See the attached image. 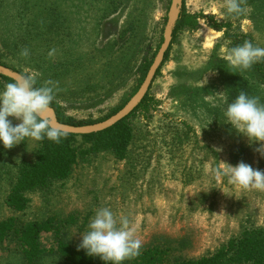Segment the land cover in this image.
<instances>
[{"label":"rangeland","instance_id":"rangeland-1","mask_svg":"<svg viewBox=\"0 0 264 264\" xmlns=\"http://www.w3.org/2000/svg\"><path fill=\"white\" fill-rule=\"evenodd\" d=\"M54 1H64L67 7L69 3L79 5L83 1L92 4L84 13L72 8L76 13L66 16L70 18L66 26L76 27L73 40L79 52L70 48L69 56L74 59H65L55 50L45 52V66L50 62L49 68L54 65L53 72H57V80L52 82L59 93L58 100L64 113L77 120L107 119L114 109L135 95L139 66L157 55L164 41L171 3ZM262 1L243 0L245 12L240 16L226 13V0H185V5L192 13L230 22L235 31L251 34L257 46L264 48ZM12 2L20 10H12ZM31 2L37 0L23 4L18 0H0V27L4 25L3 29L13 32L9 23L18 26L17 38L22 45L18 52H10L0 40V58L21 73L37 78L44 75L39 57L44 52L27 48L29 56H21L25 46L33 41L24 39L23 30L28 24H18L17 17L21 11L26 12L24 8L31 7ZM7 14L16 17L5 18ZM24 19L27 21L26 14ZM131 24L133 28L129 29ZM211 24L208 19H200L196 31L181 33L173 43L169 61L149 91L157 103L148 114L139 112L130 118L135 138L126 160L120 161L110 153L81 159L70 178L30 194L29 208L14 213L6 204L7 193L19 162L33 159L40 142L29 139L11 149L0 143V220L13 215L28 221L55 217L63 228V238L77 245L96 211L107 207L118 226L121 218L129 220V227L141 239L143 249L155 245L169 247L172 260L212 254L247 228L264 229V191L244 190L231 184L227 176L216 174L226 164L235 166L241 161L264 170V157L257 151L264 142L250 144L225 123L224 112L229 103L225 83L219 77L222 69H216L214 63L216 57L227 60L229 44L224 31L212 28ZM209 32L217 34L211 47L206 46ZM95 48L104 51L100 53ZM98 83L100 86L89 94L90 86ZM5 85L0 79V90ZM261 90L264 103V85ZM192 91H200L201 97L190 105L188 94ZM10 119L13 125L20 122ZM236 149L244 152L240 160L232 156ZM41 241L44 248L57 249L54 233L43 234ZM21 257L19 244L13 238L0 244V264H21ZM40 264L64 262L56 255H48Z\"/></svg>","mask_w":264,"mask_h":264},{"label":"trees","instance_id":"trees-1","mask_svg":"<svg viewBox=\"0 0 264 264\" xmlns=\"http://www.w3.org/2000/svg\"><path fill=\"white\" fill-rule=\"evenodd\" d=\"M18 1L23 4L27 0ZM168 3L170 5L171 0H168ZM91 5L89 2L83 1L79 5L69 3L67 7L64 1L37 0V2H31L30 8H24L25 13L21 11L18 14V24L20 21L21 25L28 24V27L23 30L25 31L24 39L27 38L33 41V44L25 47L38 53L44 52V54L42 53L39 56L40 59L42 58L40 65L44 66V75L35 78L36 87L43 86L45 82L52 81V79H54V82L57 80V77L54 76L57 72H53L54 65L52 66L53 68H49L50 62H48V66H45L47 64V60L44 59L47 58L46 51L55 50L57 55L65 59H74V57H69L70 53H72L70 52V48H74L76 52H79L77 51L78 46L73 40L74 35H77L75 32L76 27L69 28L66 26V22L70 21V18L68 19L66 16L76 13L73 10L75 8H79L84 13L88 10L87 6ZM262 5L264 6V0L262 1ZM9 6L12 10H20V6L17 3L12 2ZM29 13L31 14L28 16ZM25 14L27 15V21L24 19ZM7 16L11 19L16 17L15 14H7L5 18ZM200 19H208L212 23V28L224 31V39L229 44V50L242 45L245 41H250L254 46H257L251 34L235 31L230 22H218L214 17L190 12L184 0L174 24L172 44L155 79L161 75L164 64L169 61L173 43L177 40L178 36L186 31H196L199 27ZM9 26L13 27V32L11 31L12 29H3L4 25L0 27V40L10 52H13V50L18 52L22 46H19L20 40L17 38L19 27L14 23H9ZM132 26L131 24L128 28L131 29ZM35 39L40 41H35ZM32 45L34 46L33 48H31ZM94 51L103 53L104 49L95 48ZM154 55L156 56V54ZM155 56L150 59L147 58L139 66L140 77L135 94L144 82ZM0 64L12 68L14 71H19L16 67L11 66L1 58ZM80 64L78 63V65ZM45 67L47 68L45 69ZM214 67L222 69L219 77L221 83H225L223 86L226 100L229 104L238 96L241 90L245 91L249 96L259 97L262 101L263 91L261 88L264 85V61L254 64L248 70L241 71L237 69L236 71L229 68L227 60L216 57ZM19 72L21 73V71ZM61 72L67 74L69 71ZM122 73L126 74L124 71ZM120 77L122 76L119 75L118 78L120 79ZM0 79L6 84L13 82V80L3 76H0ZM99 86V83L95 86H90L91 89L87 90V92L90 94L92 90H95ZM199 93L200 91H192V94H188V103L190 105H193L197 101L196 99L201 97ZM58 95L59 93L55 87V98L50 107L55 110L61 123L71 126L92 125L105 121L119 112L128 102L126 100L123 105L114 109L107 119L81 121L64 113L63 106L58 100ZM156 103L155 98L148 93L141 104L127 118L105 131L82 136L67 134L66 138H63L58 144L49 141L47 138L40 141L39 147L34 153L35 157L30 160L23 159L17 166L14 181L6 197L8 208L14 213L25 212L31 204L30 194L43 190L54 182H62L70 178L81 159H87L102 153H110L120 161L126 160L135 138L130 118L139 112L148 114L151 107ZM243 153L241 149H236L233 151L232 156L235 160H240L243 158ZM62 229L55 217L28 221L21 220L19 216L13 215L0 220V244L9 238L16 240L21 249V264H40L48 255H56L64 264H104L99 257H91L86 255L84 250H78L79 244H70L63 238ZM51 232L58 238L56 250L44 248L41 241L43 234ZM169 252V247L159 245L142 248V254L139 257L124 261L123 264H264V229L247 228L239 237L230 239L216 252L196 259L172 260L170 259Z\"/></svg>","mask_w":264,"mask_h":264},{"label":"clouds","instance_id":"clouds-1","mask_svg":"<svg viewBox=\"0 0 264 264\" xmlns=\"http://www.w3.org/2000/svg\"><path fill=\"white\" fill-rule=\"evenodd\" d=\"M242 3L243 0H226V13L232 16L244 14ZM21 56H29L27 48L22 50ZM227 61L232 69L248 70L264 61V48L245 41L229 50ZM54 98L52 81L36 87L34 76L20 74L13 82L7 83L0 90V143L3 147L11 149L29 139L40 142L46 138L58 144L66 138L63 126L53 125L45 118ZM10 117L20 122L13 125ZM224 117L225 123L246 137L250 144L264 142V103L259 97L249 96L241 90L228 104ZM257 151L264 157V144ZM226 165L225 169L216 170L218 176H227L231 184L244 190L264 191V170L254 169L243 161L235 166ZM78 250L99 257L104 264H123L142 254V241L135 236L126 217L121 218L118 226L112 211L105 207L96 211L88 231L82 235Z\"/></svg>","mask_w":264,"mask_h":264},{"label":"water","instance_id":"water-1","mask_svg":"<svg viewBox=\"0 0 264 264\" xmlns=\"http://www.w3.org/2000/svg\"><path fill=\"white\" fill-rule=\"evenodd\" d=\"M182 6H183V0L171 1V5L168 11V22H167V29H166L164 41L156 57L154 58V61L141 87L119 112L109 117L105 121L92 125H84V126H71L61 123L58 119L55 110L52 107H50L49 111L45 114V118L48 119L53 125L63 126L67 134H72L76 136L90 135L105 131L113 127L123 119L127 118L141 104L145 96L149 93V90L153 84L156 74L158 70L161 68L162 64L164 63L166 53L168 52L172 44L174 24ZM20 74H21L20 72L14 71L9 67L0 64V76L6 77L14 81Z\"/></svg>","mask_w":264,"mask_h":264},{"label":"bare ground","instance_id":"bare-ground-1","mask_svg":"<svg viewBox=\"0 0 264 264\" xmlns=\"http://www.w3.org/2000/svg\"><path fill=\"white\" fill-rule=\"evenodd\" d=\"M217 38V34L214 32H209L206 36V46L211 47Z\"/></svg>","mask_w":264,"mask_h":264}]
</instances>
